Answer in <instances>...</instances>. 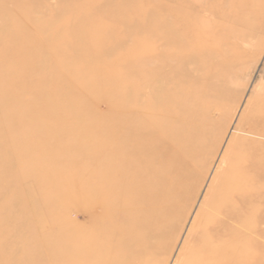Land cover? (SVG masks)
Listing matches in <instances>:
<instances>
[{
	"label": "bare ground",
	"instance_id": "1",
	"mask_svg": "<svg viewBox=\"0 0 264 264\" xmlns=\"http://www.w3.org/2000/svg\"><path fill=\"white\" fill-rule=\"evenodd\" d=\"M164 4L140 7L137 14L130 11L132 4L118 5L120 8L73 4L63 6L61 17L51 21L46 20L48 17H19L17 28L27 19L33 25L38 40L32 43L41 46L39 49H20V41L24 39L14 36V17H8L9 21L0 29V112H6L7 117L0 123V132L40 134L5 136L3 142L0 140V165L17 167L14 147L32 144L33 140H48V149L52 153L58 150L64 138L69 140V137L50 135L56 130L100 129L103 124L93 120L94 115L87 108L89 102L104 100L105 109L112 114L107 137H88L95 146L90 155V176L87 181L79 179L76 195L69 198L73 199L69 204L86 216L85 221L73 222L65 217L57 245L48 243L44 254L35 249L37 260L33 264H41L43 259L44 264H129L130 254L143 247L139 239H144L150 248H154L155 239L161 237L159 240L163 241L165 228L192 174L193 162L202 157L210 127L214 128L211 125L216 111L224 103V93H228L219 84L222 82L212 80L221 73L213 70L206 74L203 67L206 65H201L208 48L215 45L200 36L205 32L204 37L210 36L220 21H216V26L212 24L211 32L197 17L235 16L238 6L235 0H171ZM109 15L159 17L153 24L158 30L155 46L143 49L139 66L128 71L120 91L117 89L119 75L127 60L111 57L109 48L93 49L98 42L93 41L96 36L92 33L76 32L77 24L85 23L77 21V17ZM40 20L44 24H39ZM66 20L72 23L63 29ZM113 62L121 65L115 66ZM232 65L234 68L230 67V71L236 69ZM98 71L103 74L97 76ZM225 80L230 84L228 77ZM259 118L262 120L259 128L246 124L242 130L264 137V118ZM255 146L239 168L237 164L242 156L222 159L224 164L208 186L177 264H258L257 251L264 254V147ZM46 150L40 147L39 153L50 155ZM21 158L29 166H45L36 165L39 161L34 155ZM31 176V182L26 185L29 192L32 196L43 194L45 188L37 182L40 173L35 171ZM54 197L49 207H66L64 194ZM42 204L36 206V218L48 211ZM32 221L30 216L26 224ZM24 234L19 235L21 240L28 236ZM28 237L27 243L33 239ZM20 250L22 254L21 246L13 248L8 264H17L16 254Z\"/></svg>",
	"mask_w": 264,
	"mask_h": 264
},
{
	"label": "rangeland",
	"instance_id": "2",
	"mask_svg": "<svg viewBox=\"0 0 264 264\" xmlns=\"http://www.w3.org/2000/svg\"><path fill=\"white\" fill-rule=\"evenodd\" d=\"M170 1L171 0H0V29L7 24L9 21L7 20L8 17H14L16 21L14 36L18 37L20 35L21 38L24 39L23 42L20 41V49H39L41 46L32 43L38 40L36 38L38 36L32 29L33 25L29 23L27 19L22 22L20 30L17 28L19 17H48L46 20L51 21L54 17H61L63 6L73 4L117 5L116 8L119 7L118 5L132 4L133 6L130 11L132 14H137L136 12L140 7L148 8L147 6H162L165 5V2ZM235 1L238 3L235 16L197 17L198 20H202L204 25L207 26V29L211 30V27L217 24V26L220 27L221 32L219 33H217L219 31V27L217 26V30L215 27V30L212 32L214 29L213 27L211 30L212 33H210V30H207L212 37L208 36V33L207 37H204L206 36V32L203 34L204 36H200L203 41L215 45L214 48H208L207 54L203 56L205 60H201V65H206L203 66L206 74H210L213 70H216L214 71L215 73H221L216 79L212 80L215 81L214 83L222 82L219 84H222L224 90L228 91V93L224 91L226 97H223L225 100L222 101L224 103H222L221 108L218 110L219 112L216 111L217 114H215L214 124L211 125L214 128L210 127V138L208 137L206 144L203 146L202 155L200 154L202 157L198 156L197 161L193 162L192 174L184 187V191L177 203L175 212L168 226L165 228L164 234L162 235L163 241L159 240L161 237L155 239L153 241V243L155 242L154 248H150L145 244L144 239H139L138 242L142 243L143 247L140 248L137 253L130 254L129 264H177L178 254L181 252L180 249H182L181 247H183L185 243L186 236L188 235L187 233L192 226L191 224H193L194 217L198 209L202 206L207 190L211 186V180H213L217 174L216 171L221 170L224 164L222 159L230 155L242 156L237 164L239 168L243 164V160L252 154V148L256 147L255 144H257V147L260 145L264 147V137L260 136L261 134H249L242 130L243 126L247 127L246 124L254 125L259 128L262 120L260 118L258 119V117L264 118V0ZM91 14H94V12ZM70 16V14L67 15V17ZM158 18L159 17H113L112 15L110 17H77V21L82 20L85 21V23H78V31L76 32L78 34H80L81 31L82 33L86 32L84 35L92 33L96 36V40L93 41L98 42L97 45H93V49L102 50L109 48L111 57L117 59L124 58L128 61L123 63L125 64V68L120 71L119 82L117 84V89L120 91L123 89L125 76L128 71L139 66V60L142 56L143 49L155 46L156 41L154 36H156L158 30L153 24ZM204 18L205 21H203ZM218 20L220 22H218ZM71 23L72 21L66 20L61 28L67 29ZM99 23H101V25ZM39 24H44L43 20H40ZM86 24L88 26L84 31ZM227 24H229V26ZM80 26H83V28ZM224 26L225 28L228 26V29H225ZM238 27H240V29H238ZM224 30L227 32H224ZM240 31L244 34L242 36L246 38L241 36ZM233 32H239V35L237 33V35H235ZM214 33H217V35ZM223 33L227 34L225 35ZM224 35L226 41L223 38ZM228 35L231 37H228ZM241 39H244L245 42ZM227 40L230 41L229 44L231 43L230 47H228L229 44ZM239 40L243 41V43ZM222 41H224V43ZM103 42H106L107 45L105 43L101 44ZM220 42L223 45L226 44L224 48ZM92 44L96 43L94 42ZM226 62L231 65L232 63L236 65V69L230 71L234 67L233 65L227 66L228 63ZM113 65L120 66L121 62H113ZM216 65L222 67L220 68ZM232 73L234 75H232ZM102 74V71L96 72L97 76ZM226 75H228V81L231 85L225 80L227 79ZM229 76L231 79H229ZM230 80L232 81L230 82ZM223 82L227 83L224 85ZM226 86L227 89H225ZM261 87H263V89ZM256 89L258 90L257 92ZM81 92L84 93L83 90ZM103 103L104 100L89 102L87 104L88 110L94 115L93 120L103 124L100 129H96V131L64 130L60 132L56 130L50 135H66L69 137V140L64 138L58 150L52 153V151L48 149L50 148V142L48 140H33V142H31L32 144L23 143L21 146L19 144L14 147L15 153L13 152V156L16 159L14 165L18 164L17 167L4 168L3 164L0 165V178H2V180H0V264H2L3 261V264H8L10 257H13L12 250L17 246H21V249L24 250L22 254L21 250L19 252L20 254H16L18 256L17 264H33V262L37 260L36 254L34 253L35 249L41 254H44L49 244L53 247L57 245L62 222L66 219L65 217L71 219L73 222L85 221L86 216L73 205L69 204L73 201V199L69 198L76 195L81 181L79 179L82 177L87 181L90 176L88 174L92 166L90 155L93 153L92 151H94V143L90 142L91 140L89 141L88 137H90V139H94L95 137L104 139L108 136V121L112 114L105 109ZM218 116L220 117L218 118ZM10 117L11 119L15 118L13 117V113L10 114ZM246 119H248V121H246ZM5 120H7L6 112H0V123H4ZM0 135L4 136H0V140L3 142L7 135H22L26 137L28 135L36 136L40 134H35L32 131H1ZM245 141L250 142L251 145L246 144ZM229 145H233L232 148H228ZM40 147L47 149L46 151L49 152L51 156L48 153L41 155V153H39ZM104 147L105 146H102V148ZM46 154L49 155V160L45 161V157L48 156ZM29 155H34V157L38 159L39 164L34 161L36 165L45 164V166H40V168L29 166L28 163L24 162L25 159L21 158L22 156L27 157ZM35 171L38 175L39 173L41 176L47 175L46 178H42L41 176L37 178L38 184L47 190L44 189L43 194H35L32 196L26 185L31 180V173H35ZM60 194H64L65 198H67L66 207L57 209L49 207L48 203L55 198L54 196H59ZM41 202H44L45 205H42L46 206L48 211L46 210V215L44 214L43 217L36 218L35 212L38 211L36 206ZM30 216H33L34 221H32L31 224H26L27 218ZM25 232L28 236L30 235L33 237V239L28 240L29 243L25 242L28 236L24 237L25 240L23 237V240L20 239L21 237L19 235ZM26 234H24V236ZM30 236L28 238H30ZM15 240L17 241L16 243ZM258 240L261 239L259 238ZM147 242L149 243V241ZM156 242H158V244ZM23 247L26 249H23ZM6 259L7 261H5ZM257 262L258 264H264V254L260 251H257ZM41 264H44V259L41 261Z\"/></svg>",
	"mask_w": 264,
	"mask_h": 264
}]
</instances>
